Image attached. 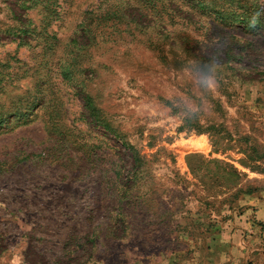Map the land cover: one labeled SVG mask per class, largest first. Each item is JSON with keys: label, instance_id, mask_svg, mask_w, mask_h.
<instances>
[{"label": "rangeland", "instance_id": "1", "mask_svg": "<svg viewBox=\"0 0 264 264\" xmlns=\"http://www.w3.org/2000/svg\"><path fill=\"white\" fill-rule=\"evenodd\" d=\"M0 264H264V0H0Z\"/></svg>", "mask_w": 264, "mask_h": 264}, {"label": "trees", "instance_id": "2", "mask_svg": "<svg viewBox=\"0 0 264 264\" xmlns=\"http://www.w3.org/2000/svg\"><path fill=\"white\" fill-rule=\"evenodd\" d=\"M164 21L166 19H163ZM177 31H175L176 34ZM183 33L186 35L187 37V33H185V31H183ZM80 100L82 101V105L84 107V109L86 111H88L89 114H91L94 117V120L101 124L102 127L105 130H110L111 132H113L115 134V136L117 137L118 135H116V130L112 129L111 125L109 123H107L106 121H104V119H102V117L100 116L99 110L97 109V107L95 106L92 97L87 93V92H83V93H79L78 94ZM200 130V129H198ZM119 137V136H118ZM121 141V144L123 145V147L129 152L131 158H132V169L130 172V176L132 177V179L137 177V173H138V169H140V167L142 166L143 163V155L140 154L136 147L130 143L127 140L122 139L121 137L119 138ZM121 167H119L118 171L113 172V176H112V180L115 181L116 178H119L121 176L124 177V173H121ZM128 187H124V191L127 189Z\"/></svg>", "mask_w": 264, "mask_h": 264}, {"label": "crops", "instance_id": "3", "mask_svg": "<svg viewBox=\"0 0 264 264\" xmlns=\"http://www.w3.org/2000/svg\"><path fill=\"white\" fill-rule=\"evenodd\" d=\"M258 212V211H255V213Z\"/></svg>", "mask_w": 264, "mask_h": 264}]
</instances>
